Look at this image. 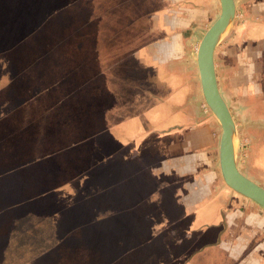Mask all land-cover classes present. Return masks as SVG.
Masks as SVG:
<instances>
[{"label":"crops","instance_id":"obj_1","mask_svg":"<svg viewBox=\"0 0 264 264\" xmlns=\"http://www.w3.org/2000/svg\"><path fill=\"white\" fill-rule=\"evenodd\" d=\"M233 6L214 74L236 167L264 188L249 171L264 159V0ZM218 13V0H0V204L34 205L25 234L55 235L62 220L53 225L59 212L46 205L63 210L74 186L82 199L93 188L105 204L94 219L124 251L113 264H264V209L223 182L220 127L200 91L196 48ZM101 133L103 159L69 148ZM25 168L37 174L15 185ZM129 209L139 226L113 225ZM90 226L79 235L92 237ZM0 236V264H28L47 247L17 256L14 234Z\"/></svg>","mask_w":264,"mask_h":264},{"label":"rangeland","instance_id":"obj_2","mask_svg":"<svg viewBox=\"0 0 264 264\" xmlns=\"http://www.w3.org/2000/svg\"><path fill=\"white\" fill-rule=\"evenodd\" d=\"M86 92H81V96H86ZM66 102H73L71 101H66ZM82 105H85L84 107L87 106V103L85 100L81 103ZM81 105V106H82ZM81 110V109H80ZM106 134V133H105ZM104 133L101 134H96L90 139H86V141H76L74 144L69 147L74 152L79 153L80 150L84 149L83 156L86 155H95V157L103 159L104 153L107 152V147L105 146V136ZM69 137H66L65 134L63 136H59V138L55 141L56 144L59 145H65L68 143ZM54 142V141H51ZM107 143V142H106ZM237 146V143L235 144ZM27 149V146H25ZM65 151L64 153L70 154L71 152ZM63 156V155H62ZM61 156V157H62ZM71 158V157H70ZM53 160H56V158H52ZM263 162V163H262ZM96 167H106L104 164L96 166ZM3 168V167H0ZM57 170L59 169H64V174L67 173H72L76 170L75 173H79V170L81 171L82 167H56ZM31 168H25L22 172V176L24 178H21L22 180H15V185L22 186L25 185L28 175L30 177H33L35 173L30 171ZM53 172L55 173V167H53ZM249 171L251 174L254 175L256 179L261 178V176H264V159L260 157L259 161L253 160L251 164L249 165ZM91 174V171L89 169L88 171H81L79 174L80 177L78 178L82 179H88L87 177ZM18 176V174L16 175ZM50 176V175H49ZM77 179V178H76ZM99 179L101 181V184H103V174L99 176ZM1 180L3 182L7 181V176L6 175H1L0 176V182ZM75 179L72 180V182ZM99 181V180H97ZM74 185V182H73ZM89 194L91 192V196L85 199H82L84 195L81 194L79 196V188L73 189V197L76 198L77 200L74 201V204H64L67 205V207L63 210L59 208V203H50L47 204L46 207L54 210L56 209L61 217L54 218L53 220H49L52 222H56L57 220H62L61 221V232L56 231L55 235H47L46 241H44L43 236H35L34 234H25V229L29 228L31 222L30 220H27V218H23V211L24 210H29L34 207L33 204L27 205L25 208L24 206L22 207L21 205L18 206H6L3 204H0V231L4 232H11L12 235L14 234L16 239H13L15 243V253L18 256L20 254L21 249H25L28 247V244L31 246L32 244H36L38 246L39 240H42L44 244L42 246L47 245V247H43L42 251L40 254L32 257L29 261L28 264H113L114 261L117 259L120 261V258L123 257L121 253L124 251H121V246H116L117 242L119 243V236H110L105 235L103 231H106L107 228L105 226H102V223L99 224L97 221L98 219H94V217H97L101 214V206H102V213L104 212L105 204L103 203V198L94 197L93 193V188L89 189ZM86 191V189H85ZM97 191V189H96ZM57 193V192H56ZM91 202V203H89ZM96 205V206H95ZM114 206V205H113ZM96 207V209H95ZM117 205L115 204V208ZM132 209L126 210L125 217L123 219H120L121 216L118 213H115L112 215L110 218H112V223L113 225L116 223H119V221H124L125 224L128 228L133 227L135 228L137 225V220L135 219V214L131 213ZM97 213L96 215H94ZM19 217L20 219H14L15 216ZM108 218V219H110ZM29 219H31L29 217ZM119 219V220H118ZM111 221V220H110ZM60 223V221H59ZM96 223V224H95ZM55 225L56 223H52ZM89 224H92L91 226ZM90 226L91 227V232L94 234H91L92 237L88 236V234H85L84 236L81 237V234L83 230L88 229L87 228ZM113 227V226H112ZM104 228V229H103ZM55 230V229H54ZM103 230V231H102ZM103 233V235H101ZM79 239H82L81 242L79 243ZM4 243V236H0V248L2 247ZM115 244V245H114ZM131 244H126L125 246L129 247ZM41 246V247H42ZM19 252V253H18ZM1 253V251H0ZM121 255V256H120ZM30 256H28L29 258ZM1 258V256H0ZM27 258V259H28Z\"/></svg>","mask_w":264,"mask_h":264},{"label":"water","instance_id":"obj_3","mask_svg":"<svg viewBox=\"0 0 264 264\" xmlns=\"http://www.w3.org/2000/svg\"><path fill=\"white\" fill-rule=\"evenodd\" d=\"M219 13L200 38L195 62L203 101L216 118L218 138V165L221 178L234 192L252 200L264 209V188L244 176L236 167L237 146L235 127L229 110L219 94L213 68V49L234 14L233 0H218Z\"/></svg>","mask_w":264,"mask_h":264}]
</instances>
